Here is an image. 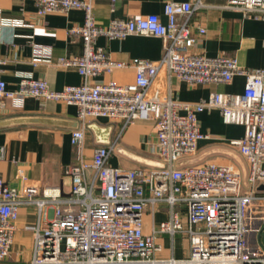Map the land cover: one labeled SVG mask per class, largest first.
I'll list each match as a JSON object with an SVG mask.
<instances>
[{
    "label": "built area",
    "instance_id": "built-area-1",
    "mask_svg": "<svg viewBox=\"0 0 264 264\" xmlns=\"http://www.w3.org/2000/svg\"><path fill=\"white\" fill-rule=\"evenodd\" d=\"M198 6L165 3V24L150 14L98 26L88 1H36L39 16L83 11V24L68 30L82 41V55L58 58L56 65L76 69L84 82L53 91L43 80L24 77L16 91H8L0 79V110L5 101L21 109L27 97L62 102L76 106L81 126L71 132L73 160L63 169L70 179L67 196L44 193L39 198L35 187L19 191L0 176V261L10 255L18 207L35 205L39 220L33 229L30 264H264V191L257 189L264 185V68H242L231 57L190 54L195 39L189 18ZM226 7L264 20V0H226ZM99 36L157 38L162 56L157 62L132 60L131 84L90 83V78L128 65L96 51ZM161 72L189 86L230 84L241 76L244 88L240 95L214 92L207 100L181 104L161 96ZM212 109L219 110L225 124L244 128L243 137L230 144L245 161V177L229 165L184 162L206 138L195 114ZM145 117L154 121L156 164L130 170L112 167L111 150L104 146L85 158L88 119L130 124ZM2 153L0 149V158ZM89 170L91 181L86 178ZM48 204L50 214L44 210ZM164 237L170 244L167 257L161 256ZM176 238L183 246L179 256Z\"/></svg>",
    "mask_w": 264,
    "mask_h": 264
},
{
    "label": "crops",
    "instance_id": "crops-1",
    "mask_svg": "<svg viewBox=\"0 0 264 264\" xmlns=\"http://www.w3.org/2000/svg\"><path fill=\"white\" fill-rule=\"evenodd\" d=\"M36 1L0 0V79L8 91H16L24 77L43 80L53 91L80 85L84 80L77 70L59 67L56 61L82 55V41L70 36L68 30L83 24V11L73 9L39 16ZM85 1L90 3L91 14L98 26H106L113 19L127 20L150 14L157 15L165 24V3H199L189 18L195 39L190 54L231 57L242 68H264V20L244 17L241 12L226 7V0ZM197 27L203 28L204 32L199 33ZM94 48L111 60L128 65L110 74L90 78V83L131 84L135 78V70L130 65L132 60L157 62L162 56L161 41L145 36H128L121 40L99 36ZM157 88L164 98L181 104H195L207 100L214 92L240 95L244 80L235 76L230 84L189 86L176 78L166 79L165 73L161 72ZM195 117L199 131L206 138L196 143V154L188 159V163L229 165L245 177V161L230 144L243 137L244 128L225 124L217 109L197 112ZM80 126L74 105L27 97L23 107L15 109L5 101L0 110L1 178L19 191L25 186L35 187L39 198L44 193L67 196L70 179L63 169L73 160L71 132ZM85 126V158L90 159L93 149L104 146L111 150L108 164L112 167L130 170L157 163L152 150L154 121L151 117L138 118L130 124L92 118ZM86 178L92 180L91 170L86 172ZM45 207L50 214L52 205ZM38 220L37 206L18 207L10 255L0 264H30L33 229Z\"/></svg>",
    "mask_w": 264,
    "mask_h": 264
},
{
    "label": "rangeland",
    "instance_id": "rangeland-1",
    "mask_svg": "<svg viewBox=\"0 0 264 264\" xmlns=\"http://www.w3.org/2000/svg\"><path fill=\"white\" fill-rule=\"evenodd\" d=\"M184 162H188V159L187 160H184ZM261 240H262L263 245H264V235L262 236ZM175 241H176V243H175L176 244V255L179 256L180 253H181V249L183 248V246H181L180 239L179 238H176ZM163 246H164V251L161 254V256L162 257H167V256H169L170 244H169L168 239L166 237H164Z\"/></svg>",
    "mask_w": 264,
    "mask_h": 264
},
{
    "label": "water",
    "instance_id": "water-1",
    "mask_svg": "<svg viewBox=\"0 0 264 264\" xmlns=\"http://www.w3.org/2000/svg\"><path fill=\"white\" fill-rule=\"evenodd\" d=\"M257 189H258V190H264V185H260V186H258Z\"/></svg>",
    "mask_w": 264,
    "mask_h": 264
}]
</instances>
